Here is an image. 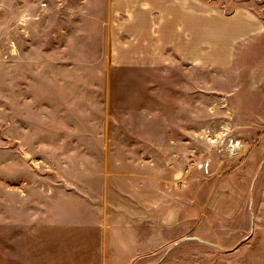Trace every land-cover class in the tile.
Masks as SVG:
<instances>
[{
	"label": "rangeland",
	"instance_id": "374dc122",
	"mask_svg": "<svg viewBox=\"0 0 264 264\" xmlns=\"http://www.w3.org/2000/svg\"><path fill=\"white\" fill-rule=\"evenodd\" d=\"M204 3L254 33L0 0V264H264V0Z\"/></svg>",
	"mask_w": 264,
	"mask_h": 264
},
{
	"label": "crops",
	"instance_id": "0c3cea01",
	"mask_svg": "<svg viewBox=\"0 0 264 264\" xmlns=\"http://www.w3.org/2000/svg\"><path fill=\"white\" fill-rule=\"evenodd\" d=\"M138 2L139 11L134 12V19H141V13L146 15V19L149 21V25H152V15L159 13L158 19L163 20V25L169 27L168 30H164V43L171 45L173 50H186L185 45H189L192 42H197L196 36L200 34H206L208 40L212 39L210 43L212 45H219L223 41L226 44L234 40H238L242 36V28L237 27V19L239 15H243L245 20H249L251 27L244 25L247 33H254L253 26L256 25V20L252 13L233 11L230 15L221 16L219 9L214 6H208V10L205 9L206 0H132ZM143 5V6H142ZM147 8L145 10L144 8ZM243 16H241L242 19ZM224 20L222 21V18ZM200 19H207L210 23L207 27L203 24H199ZM229 25H226L227 23ZM138 27H143V22L138 21ZM249 24L248 22H246ZM158 22L154 21V25ZM260 31V30H259ZM144 41V40H143ZM151 45V44H149ZM141 62V61H140Z\"/></svg>",
	"mask_w": 264,
	"mask_h": 264
},
{
	"label": "water",
	"instance_id": "95a60500",
	"mask_svg": "<svg viewBox=\"0 0 264 264\" xmlns=\"http://www.w3.org/2000/svg\"><path fill=\"white\" fill-rule=\"evenodd\" d=\"M190 238H192V239H197L198 241H200V242H202V243H205V244L214 245V244H212L211 242H208V241H206V240H202V239L197 238V237H190Z\"/></svg>",
	"mask_w": 264,
	"mask_h": 264
}]
</instances>
